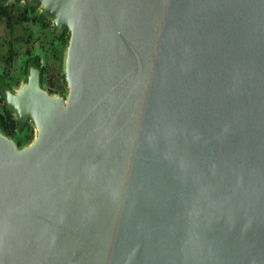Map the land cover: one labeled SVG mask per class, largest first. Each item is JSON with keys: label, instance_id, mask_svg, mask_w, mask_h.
Returning a JSON list of instances; mask_svg holds the SVG:
<instances>
[{"label": "water", "instance_id": "95a60500", "mask_svg": "<svg viewBox=\"0 0 264 264\" xmlns=\"http://www.w3.org/2000/svg\"><path fill=\"white\" fill-rule=\"evenodd\" d=\"M22 1L68 91L4 90L0 264H264V0Z\"/></svg>", "mask_w": 264, "mask_h": 264}, {"label": "rangeland", "instance_id": "374dc122", "mask_svg": "<svg viewBox=\"0 0 264 264\" xmlns=\"http://www.w3.org/2000/svg\"><path fill=\"white\" fill-rule=\"evenodd\" d=\"M26 4L27 2L22 0L8 2V13L0 18V73L5 74L17 89L26 80L27 72L19 74V81H16V74L23 70L29 57L37 56L47 88L58 86L61 92L54 94H66L68 87L63 75L69 33L66 30L61 35L63 37L58 36L54 23L46 17H40L41 6L30 9ZM5 106L1 94L0 111H3ZM12 117L18 120L15 113H12ZM20 134L24 138L23 145L30 144L36 135L33 122L27 121Z\"/></svg>", "mask_w": 264, "mask_h": 264}, {"label": "trees", "instance_id": "16d2710c", "mask_svg": "<svg viewBox=\"0 0 264 264\" xmlns=\"http://www.w3.org/2000/svg\"><path fill=\"white\" fill-rule=\"evenodd\" d=\"M6 6H7V3L6 4H0V18L4 15H6L8 12H7V9H6ZM26 6L30 9H34L35 6H31L29 5L28 3L26 4ZM42 19L45 18V16L42 14L40 16ZM22 19H24V17H22ZM67 32L69 33V31L67 30ZM62 34L58 35V36H61ZM63 37V36H61ZM12 51V49H11ZM30 61H33L37 66H40L39 65V61L37 59V56H34V57H29L23 70L22 71H19L17 74H16V81H19L20 79L18 78L20 75L19 74H25L27 71H28V67H29V64H30ZM63 79H64V75H63ZM41 82H42V85L44 87L47 88V85H45V77L43 76V70H42V76H41ZM64 82H65V79H64ZM18 83V82H17ZM13 84H12V81L9 80L5 74L3 73H0V95L2 93V90L4 87H8V88H13ZM51 93H60L61 91L59 90L60 87L56 86L54 88V86H48L47 88ZM18 125H19V122L17 119H14L12 117V112L5 106L4 110L3 111H0V129L5 133L7 134L8 136H10L11 138H13L16 143L18 144L19 147H23V137L22 135L20 134L22 129H19L18 128ZM26 136V135H24Z\"/></svg>", "mask_w": 264, "mask_h": 264}, {"label": "flooded vegetation", "instance_id": "af4514ba", "mask_svg": "<svg viewBox=\"0 0 264 264\" xmlns=\"http://www.w3.org/2000/svg\"><path fill=\"white\" fill-rule=\"evenodd\" d=\"M57 35H60V34H57ZM32 65H36L33 61H30V64H29V67H28V71H27V75H28V72H29V69H30V67L32 66ZM37 66V65H36ZM39 68H40V71H41V76H42V68L40 67V66H38ZM27 75H26V79H27ZM6 88H8V87H4L3 88V90H2V96L4 97V100H5V96H4V90L6 89ZM46 88V87H45ZM10 89H12L13 91H15V90H17L16 88H10ZM6 103V102H5ZM12 112V111H11ZM12 113H14V112H12ZM18 118V117H17ZM27 121H29V120H27ZM27 121H25V122H20L19 121V119H18V122H19V125H18V128L19 129H23V127L25 126V124H26V122ZM31 121V120H30Z\"/></svg>", "mask_w": 264, "mask_h": 264}]
</instances>
